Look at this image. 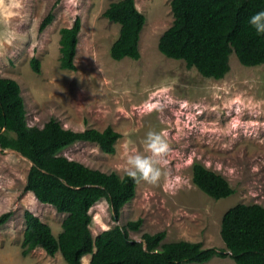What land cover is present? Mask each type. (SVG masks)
I'll list each match as a JSON object with an SVG mask.
<instances>
[{
	"label": "rangeland",
	"instance_id": "obj_1",
	"mask_svg": "<svg viewBox=\"0 0 264 264\" xmlns=\"http://www.w3.org/2000/svg\"><path fill=\"white\" fill-rule=\"evenodd\" d=\"M56 1L5 0L0 6V29L6 22L15 33L13 42L0 43V77L19 83L28 125L43 128L56 119L66 129L80 132L112 127L121 135L114 154L80 142L61 155L121 177L125 174L121 145L126 138L142 151L149 130L164 131L170 145L167 168L172 183L167 188L138 184L118 221L109 202L100 201L90 211L93 237L142 219L139 231H129L133 240L166 231L164 243L189 241L202 243L205 249H226L220 234L223 215L238 204L264 207V65L245 67L233 54L230 72L214 80L183 61L165 57L158 43L174 21L172 0H135L146 17L141 58L114 61L110 49L120 25L103 13L119 0H61L52 23L41 31ZM78 16L82 29L77 69L64 70L60 31ZM33 58L40 60V74L31 67ZM195 163L225 177L236 193L218 201L207 196L192 181ZM31 166L12 150L0 153V217L12 213L0 225V264H67L60 253L50 257L41 248L22 255L26 210L48 224L55 236L67 216L25 191ZM91 258L84 256L81 264H90ZM204 264L236 263L228 256Z\"/></svg>",
	"mask_w": 264,
	"mask_h": 264
},
{
	"label": "trees",
	"instance_id": "obj_2",
	"mask_svg": "<svg viewBox=\"0 0 264 264\" xmlns=\"http://www.w3.org/2000/svg\"><path fill=\"white\" fill-rule=\"evenodd\" d=\"M43 20L45 30L54 19V9ZM174 21L161 36L158 49L165 57L183 61L206 79L222 80L230 72V57L235 55L245 67L264 65V35H258L248 23L257 12L264 11V0H172ZM103 16L120 25L118 39L110 49L114 61L139 60L141 33L146 17L135 0L111 3ZM82 21L76 17L71 27L60 31V66L76 71L75 58ZM37 74L41 63L31 61ZM121 135L108 127L103 131H74L51 119L43 128L29 126L27 109L19 83L0 77V153L17 151L31 166L26 192L41 203L66 214L62 231L57 236L40 217L26 210L22 255L41 248L50 257L60 253L67 264H81L91 255L90 264H204L214 257H231L236 264H264V207L238 204L221 220V238L226 249L203 248L202 243L177 241L164 243L166 231L146 233L139 242L129 231H139L143 220L129 221L103 231L95 238L91 233V209L103 199L114 211V220L132 201L137 183L125 174L105 173L70 160L63 151L80 142L96 144L105 154H114ZM192 181L202 192L218 201L236 193L228 180L200 163L193 165ZM12 213L0 217L5 224ZM228 251V252H227ZM230 253V255H228Z\"/></svg>",
	"mask_w": 264,
	"mask_h": 264
},
{
	"label": "clouds",
	"instance_id": "obj_3",
	"mask_svg": "<svg viewBox=\"0 0 264 264\" xmlns=\"http://www.w3.org/2000/svg\"><path fill=\"white\" fill-rule=\"evenodd\" d=\"M14 2V0H13ZM5 0H0V6ZM248 23L258 35H264V11L252 15ZM15 33L4 23L0 29V43H11ZM143 150L137 151L134 142L126 138L121 145L124 158L123 171L135 183L167 188L172 183L171 171L167 168L170 145L164 131L149 130L142 141Z\"/></svg>",
	"mask_w": 264,
	"mask_h": 264
},
{
	"label": "water",
	"instance_id": "obj_4",
	"mask_svg": "<svg viewBox=\"0 0 264 264\" xmlns=\"http://www.w3.org/2000/svg\"><path fill=\"white\" fill-rule=\"evenodd\" d=\"M13 151V150H12ZM15 153H17V154H19L20 156H22V154H20L19 152H17V151H14ZM23 157V156H22ZM24 158V157H23ZM26 159V158H25ZM28 160V159H27ZM31 164H32V166H33V163L31 162ZM140 242V241H139ZM141 242H144L145 243V245H146V242L145 241H143V240H141Z\"/></svg>",
	"mask_w": 264,
	"mask_h": 264
}]
</instances>
